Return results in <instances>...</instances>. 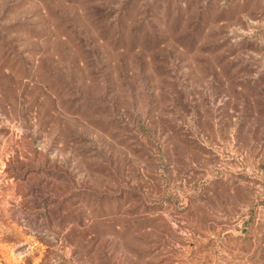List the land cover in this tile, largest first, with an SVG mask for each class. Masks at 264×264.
<instances>
[{"label":"rangeland","instance_id":"374dc122","mask_svg":"<svg viewBox=\"0 0 264 264\" xmlns=\"http://www.w3.org/2000/svg\"><path fill=\"white\" fill-rule=\"evenodd\" d=\"M0 264H264V0H0Z\"/></svg>","mask_w":264,"mask_h":264}]
</instances>
